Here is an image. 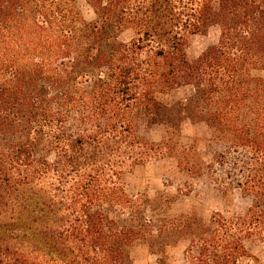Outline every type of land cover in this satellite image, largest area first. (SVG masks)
Here are the masks:
<instances>
[{
	"label": "trees",
	"instance_id": "trees-1",
	"mask_svg": "<svg viewBox=\"0 0 264 264\" xmlns=\"http://www.w3.org/2000/svg\"><path fill=\"white\" fill-rule=\"evenodd\" d=\"M0 0V264H133L185 239L186 264H262L264 0ZM218 29L189 61V37ZM191 88L183 100L161 96ZM203 124L242 216L154 219L123 177L163 157L139 135ZM169 154V153H168ZM197 169L196 172H199Z\"/></svg>",
	"mask_w": 264,
	"mask_h": 264
},
{
	"label": "rangeland",
	"instance_id": "rangeland-1",
	"mask_svg": "<svg viewBox=\"0 0 264 264\" xmlns=\"http://www.w3.org/2000/svg\"><path fill=\"white\" fill-rule=\"evenodd\" d=\"M88 2L75 0L80 14L90 22L94 20V14ZM218 33L216 27H210L204 34L189 37L187 59L196 60L216 43ZM258 76L264 79V72ZM190 93L191 88H181L160 98L166 103H174ZM139 135L159 146L166 155L134 167L122 181L130 197L158 199L160 211L154 219H189V222L206 223L216 214L232 219L245 213L249 199L243 197L238 189L227 186L229 182L225 173L216 165L211 173L205 168L212 164V156L223 150V145L211 143L210 131L203 124L185 122L171 140L162 126L146 128L141 125ZM186 245L185 239L179 238L160 252L141 241L130 250V256L133 264H186L183 256ZM246 248L264 264V241L246 244Z\"/></svg>",
	"mask_w": 264,
	"mask_h": 264
}]
</instances>
